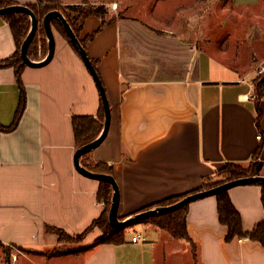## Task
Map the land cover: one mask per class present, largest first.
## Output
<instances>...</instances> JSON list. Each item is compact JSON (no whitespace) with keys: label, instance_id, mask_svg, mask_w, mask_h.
<instances>
[{"label":"crops","instance_id":"0c3cea01","mask_svg":"<svg viewBox=\"0 0 264 264\" xmlns=\"http://www.w3.org/2000/svg\"><path fill=\"white\" fill-rule=\"evenodd\" d=\"M11 1L25 6L37 2ZM59 1L65 7L112 3ZM202 3V25L207 24L202 30L191 25L185 35L157 27L128 15L129 8L123 7L88 41L86 52L97 63L111 121L105 139L85 162L112 167L119 187V218L200 187L227 162L257 161L264 176V146L259 157L254 156L259 134L264 136V97L259 105L261 134L255 123L253 86L256 66L264 62V0L220 4L221 11L231 13L220 22L205 16L218 1ZM99 26L97 16L87 17L80 38ZM53 34L50 62L26 66L21 73L26 107L16 129L0 131V241L30 251L12 253L5 261L0 256V262L264 264V246L259 242L248 237L226 242L227 229L218 220L215 195L189 204L190 242L172 237L152 221H141L133 224V233L125 230L121 243L91 246L101 235L94 228L84 240V250L46 255L59 246L58 237L46 232V226L80 234L105 209L104 201L97 199L99 181L74 167L71 124L73 116L98 115L100 93L81 58L57 31ZM15 50L10 27L0 16V61ZM18 101L14 69L0 68L1 125L12 123ZM228 195L244 231L264 220L260 186H236ZM136 234L142 238L133 242Z\"/></svg>","mask_w":264,"mask_h":264},{"label":"trees","instance_id":"16d2710c","mask_svg":"<svg viewBox=\"0 0 264 264\" xmlns=\"http://www.w3.org/2000/svg\"><path fill=\"white\" fill-rule=\"evenodd\" d=\"M204 1L205 0H203V2ZM207 1H210V0H207ZM218 1L227 2V1H232V0H218ZM11 5H16V3L11 0H0V8L11 6ZM101 6L103 5H100L98 7L88 6V5H86L85 7H82V6L65 7L60 4L59 0H37L35 4L27 5V7L33 11L38 21V27H37L35 36L33 37L32 41L30 42L28 46V50H27L28 58L34 61L39 60L37 59V49H36L37 40L36 39L38 35H41L42 37L41 36L40 37L44 38L45 33L42 27L43 17L48 12L54 11V10L59 11L63 14L64 18L70 25L71 29L73 30L74 34L78 38L79 42L81 43L82 47L86 50L88 41H90L102 27H104L106 24L114 20V18H110L108 20L106 19L105 13L101 11V9L103 8ZM68 11H71L75 14L67 13ZM91 15H95L100 19V26L98 30L88 34L84 39H81L80 38L81 27L85 19ZM1 16L5 20V22L8 24V26L10 27V30H11V33L13 35V39L16 45V50L14 54L0 61V68L11 67L14 69L15 80H16V84L19 90L18 106H17L12 123L8 126H3L0 124L1 132H10L16 129L23 115L25 107H26V93H25V88H24V85L21 79V73L23 69L26 67V65L23 63L20 50H21L22 42L29 32L31 21H30V18L24 13H9V14L1 15ZM51 25H52V28H55L56 31L67 41L69 46L74 50V52L78 55V57L81 58L80 54L78 53L74 45L71 43L63 25L59 22V20L52 19ZM41 44H42V40H41ZM43 44L44 45H43V49H41V54L43 51V55H45L46 42H43ZM91 62L96 69L97 63L94 60H91ZM253 86H254V99H255L256 109H257V116H256L255 123H256L257 129L259 130V133H261V130H260L261 111H260L259 105H260L261 100L264 97V73L256 76L253 79ZM103 121H104V109H103L102 102L100 104V111L96 117H93V116H73L72 117L71 124H72L76 149L88 142H91L92 140L98 137V135L100 134L102 130ZM263 146H264V136L261 135L259 145L254 154L256 158L259 157V154ZM87 155L88 153L83 155L80 159L81 164L85 168H87L89 171H92V172L113 175L112 167L108 166L107 164L103 162L86 163L85 158L87 157ZM260 171H261V163L257 161L250 162L248 164L227 162L222 168L216 171L215 176L205 178L200 187L190 192L177 195V196H172L169 198H165L152 205L143 207L139 209L138 211H136L135 214L141 211L155 208V207H165V206L172 205L189 194H193L198 191L209 190L211 188H214L216 186H219L231 180H235V179L243 178L247 176L260 175ZM254 185H258L261 187V203H262V207L264 210V184H254ZM111 197H112L111 185L107 182L100 181L97 199L98 201H104L105 209L101 213L99 218L94 220L84 232L80 234H75L77 235V237L81 238V241L94 228H98L101 232V235L93 241L91 246H96L99 244H106V243H112V244L117 243L118 244L124 241L125 230L128 226H131L141 221H152L155 225L167 231L172 237L176 239H183L185 241L190 242V239L188 237L187 230H186V214L188 211L189 204L173 212L160 213L158 215H155V216H152L146 219H140L123 228H113L108 223V211H109L108 208H110ZM215 197L217 200L218 220L220 224L225 226L227 229L226 236H225L226 242H230L235 238L248 237L250 240L257 241L262 246H264V220L258 223L253 228L252 231L250 232L244 231L240 214L237 211V209L234 207L233 203L231 202L229 195H228V190L217 193ZM119 219L123 220L124 218H119ZM45 230L46 232L54 233L58 237L59 244L64 243L66 237L68 236V234L65 231L59 228L46 226ZM3 246L4 244L0 241V247H3ZM61 254L62 252L57 251V248H56V249H53L49 255L53 256V255H61Z\"/></svg>","mask_w":264,"mask_h":264},{"label":"water","instance_id":"95a60500","mask_svg":"<svg viewBox=\"0 0 264 264\" xmlns=\"http://www.w3.org/2000/svg\"><path fill=\"white\" fill-rule=\"evenodd\" d=\"M9 13H24L26 14L31 21L30 29L28 34L26 35L25 39L22 42L21 45V50L20 54L23 60V63L26 66L30 67H42L47 65L50 60L53 57L54 54V49H55V40H54V34H53V28L51 25V20L52 19H57L59 22L63 25L71 43L74 45L78 53L80 54V57L86 66L87 70L89 71L91 77L93 78L98 91L100 93L101 97V102L103 105L104 109V121H103V126L100 134L98 135L97 138L92 140L91 142H88L80 147H78L73 155V164L75 169L82 175L95 179L97 181H104L107 182L111 185L112 187V197H111V204L110 208L108 211V223L111 227L113 228H123L125 226H128L131 223H134L140 219H146L155 215H158L160 213H169L173 212L185 205L190 204L193 201H196L198 199L207 197V196H212L216 195L219 192L222 191H227L233 187L236 186H241V185H254V184H264V176L257 175V176H247L243 178H238L235 180L228 181L226 183H223L219 186H216L214 188H211L209 190H204V191H198L193 194H189L186 197L182 198L178 202L165 206V207H155L149 210L141 211L138 212L134 215H132L129 218H126L124 220H120L119 217L117 216V209L119 205V187L117 185V182L114 178L113 175L109 174H104V173H97V172H92L89 171L87 168H85L81 162L80 159L83 155L89 153L92 149L96 148L106 137L110 121H111V110H110V105H109V100L105 91V88L103 86V83L93 66L86 50L82 47L81 43L79 42L78 38L74 34L73 30L71 29L70 25L64 18L63 14L59 11H50L48 12L42 20V27L45 33V37L47 39V54L46 56L39 61H34L28 58L27 56V50L30 42L32 41L33 37L35 36L37 27H38V21L33 13V11L28 8L25 5H11L7 7L0 8V16L4 14H9Z\"/></svg>","mask_w":264,"mask_h":264},{"label":"rangeland","instance_id":"374dc122","mask_svg":"<svg viewBox=\"0 0 264 264\" xmlns=\"http://www.w3.org/2000/svg\"><path fill=\"white\" fill-rule=\"evenodd\" d=\"M84 1L87 2V0H84ZM103 1L105 3H110L112 1L111 4L113 3L117 4V8L114 9L113 13L109 12V10L112 9L111 4L109 6H107L106 4H101L103 5L101 6L103 7L101 11L105 13L106 15L105 17L107 20L110 19L111 16L115 14H121V12H123V7H128L129 8L128 15L141 18L144 21H147L148 23H151L152 25L157 26V27L160 26L162 28H172V29L174 28L179 33L181 32L182 34H185V35L186 33L184 32L186 31V28H188L189 30V27L191 25H192L191 26L192 28H196L200 30H202L203 27L205 28V26H207V24L205 25V23L204 25H202V22H204L202 19L203 9H204L202 6L203 0H103ZM210 1H218V0H210ZM219 2L220 1H218L217 4L215 3L211 4V7H212V9H210L211 11L209 12V14L205 13L206 17L208 16L212 17L217 22L226 20L228 18L227 16L231 15V13L229 12L225 13V11H221L219 7H220V4L229 5L230 2L232 1H227V3L225 2L219 3ZM85 6L86 5H83L82 7H85ZM88 6H92V5H88ZM98 6L100 5H95L94 7H98ZM67 13L75 14L71 11H68ZM112 18H115V16ZM212 27L216 29L217 25H214ZM53 31L56 32V29L53 28ZM211 35L212 37L215 36L213 34ZM40 36L41 35H38L36 39L37 40L36 49H37V59L42 60L47 53V39L45 35H44V38H41L42 36L41 37ZM41 40H42V44H41ZM43 42H46L45 55H43V51L41 54V49H43V45H44ZM200 44L202 45L203 43L200 42ZM262 50L264 51V49ZM229 52H232V51L229 50ZM234 52L235 51L233 50V53ZM242 54H244V51H242ZM255 70H256L257 76L264 73V62L256 66ZM135 227H136L135 225L128 226L126 228V234L129 235L133 233L135 231ZM88 234L85 236V238L82 241H81V238L77 237V235L68 234V236L65 239V242L62 244H59V246L56 247L57 251L62 252V254L63 253L66 254V253H76V252H80L84 250L86 247L83 244ZM51 251L47 252L46 255H49ZM12 253H14L15 255L16 254L19 255L21 253H30V251L23 249V248H13L10 246H5V245L3 247H0V256L3 258L4 261L13 257ZM4 261L0 262V264H6V262Z\"/></svg>","mask_w":264,"mask_h":264},{"label":"built area","instance_id":"2783aa9c","mask_svg":"<svg viewBox=\"0 0 264 264\" xmlns=\"http://www.w3.org/2000/svg\"><path fill=\"white\" fill-rule=\"evenodd\" d=\"M111 8L114 10L117 8V4L116 3H113L111 4ZM261 138V135L259 134V139ZM142 236L140 234H136L133 238H132V241L133 242H137L139 239H141Z\"/></svg>","mask_w":264,"mask_h":264}]
</instances>
